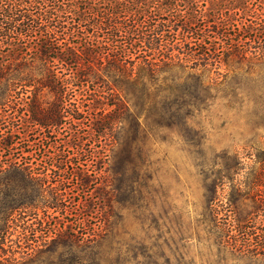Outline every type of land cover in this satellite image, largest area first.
Returning a JSON list of instances; mask_svg holds the SVG:
<instances>
[{
	"label": "trees",
	"instance_id": "1",
	"mask_svg": "<svg viewBox=\"0 0 264 264\" xmlns=\"http://www.w3.org/2000/svg\"><path fill=\"white\" fill-rule=\"evenodd\" d=\"M218 64L264 71V0H0V177L12 181L0 211V264L98 259L100 233L62 230L53 215L69 210L71 186L86 192L97 179L100 155L86 146L105 133L111 145L124 122L138 124L130 105L151 98L159 79L204 83ZM21 93L22 128L6 108ZM76 93L93 95L89 139L80 127L89 106ZM63 123L69 138L57 137ZM237 163L206 183L208 238L222 260L261 261L264 218L253 217L264 204L250 200L238 214ZM103 194L82 206L94 209Z\"/></svg>",
	"mask_w": 264,
	"mask_h": 264
},
{
	"label": "rangeland",
	"instance_id": "2",
	"mask_svg": "<svg viewBox=\"0 0 264 264\" xmlns=\"http://www.w3.org/2000/svg\"><path fill=\"white\" fill-rule=\"evenodd\" d=\"M210 75L214 78L206 77L204 83L159 79L150 87L151 98L140 94L133 99L135 107L130 105L138 124L131 118L124 122L111 136V145L105 133L86 146L100 155L97 179L86 192L71 186L69 210L53 213L62 230L80 226L100 233L98 259L81 264H264L216 256L213 237L208 238L204 195L209 177L238 161V214L246 203L252 205L250 200L264 204V71H231L218 64ZM24 96H14V111L6 107L12 111L10 123L21 128L24 110L17 103ZM92 96L76 93L79 105L89 106L80 121L90 132H84L86 139L92 136ZM43 100L53 97L46 94ZM59 131L57 137L69 138V123ZM11 184L9 173L0 177V211L12 197ZM99 193L104 200L96 201L94 209L82 206ZM263 218L264 209L253 217L257 222Z\"/></svg>",
	"mask_w": 264,
	"mask_h": 264
}]
</instances>
